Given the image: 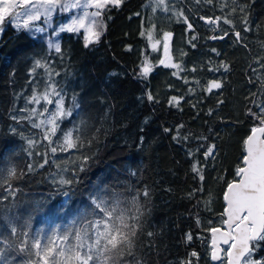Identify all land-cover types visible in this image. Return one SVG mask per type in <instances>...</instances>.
Listing matches in <instances>:
<instances>
[{"label": "trees", "instance_id": "16d2710c", "mask_svg": "<svg viewBox=\"0 0 264 264\" xmlns=\"http://www.w3.org/2000/svg\"><path fill=\"white\" fill-rule=\"evenodd\" d=\"M167 4L171 12L153 11L151 0H124L119 9L105 14L107 28L99 43L85 48L81 32H61L57 35L61 53L49 49L44 35L35 36L8 25L1 32L0 170L6 174L15 166L17 174L24 173L23 178L12 180V185L25 216L37 201L64 204L67 212L60 218L33 214L32 231L48 232L67 223L88 204L90 193L108 197L118 194L124 201L139 193L144 215L137 255L145 264H181L188 259L193 264H213L208 245L202 240L210 241L208 222L218 223L226 181L233 179L241 162L242 141L253 123L245 113L264 103V88L258 79L264 78V68L256 63L264 57V0H213L212 4L205 0H168ZM223 4L227 7L222 10ZM234 7L236 12L231 13ZM241 7L245 12L240 11ZM181 12L183 17L178 15ZM245 15L251 28L248 32L244 31ZM201 16H228L233 24L221 19L218 33L217 25L206 24ZM185 17L193 25L191 31L183 22ZM150 23L155 25L156 34H173L172 62L183 69L177 76L172 74L176 69L159 65L162 54L153 52L146 37L140 35ZM225 31L229 35L223 40L210 38ZM234 31L241 33L242 42H236ZM145 56L153 71L142 78L137 74ZM36 60L47 65L51 79L65 93L66 106L76 95L80 107L60 122L57 136L80 127L83 147L58 151L54 156L49 151V163L29 173L28 164L43 162L42 155L29 156V151L43 154L48 151V142L29 121L21 119L17 123L12 117L26 116L27 112L20 111L24 108L41 110V104L27 103L34 89L44 91L50 78L44 68L30 74ZM221 64H227L228 70L219 67ZM210 68L219 71H209ZM214 79L222 82V88L205 91ZM148 94L153 96L152 101ZM172 97L183 99L178 106H172ZM46 106L54 109V105ZM181 124L184 127L179 128L178 139H173ZM27 139L39 143L29 149ZM213 144L215 159H205L204 152ZM83 156L90 159L81 172ZM197 162L203 170V181L192 171ZM61 176L74 181L70 189L66 186L62 190L69 191L67 198L53 183ZM6 187H0V197L8 196ZM145 190L147 197L142 195ZM12 202L8 196L5 204ZM197 218L202 222L200 227ZM148 232L154 235L149 237ZM188 233L193 236L191 242L186 240ZM192 251L199 254L198 261L190 256Z\"/></svg>", "mask_w": 264, "mask_h": 264}, {"label": "snow or ice", "instance_id": "6c2138e0", "mask_svg": "<svg viewBox=\"0 0 264 264\" xmlns=\"http://www.w3.org/2000/svg\"><path fill=\"white\" fill-rule=\"evenodd\" d=\"M155 2L157 7L163 11L169 10L167 0H155ZM123 3L124 0H0V32L10 24L17 31L45 33L48 28L52 27L53 13L57 10L60 13H67L71 9H82L79 16H73L70 22L61 23L53 29L52 35H59L61 32L78 34L82 30L84 47L88 48L99 43L100 37L106 31L105 14L111 9H119ZM205 3L212 4L213 0H205ZM226 7L227 4L221 5L222 10ZM88 9L92 10L88 11ZM155 10L154 8L153 11ZM240 11L245 12V8L241 7ZM235 12L234 7L231 13ZM178 15L183 17L182 12ZM107 18L111 19V16ZM41 19L45 27L35 26L34 22ZM200 19L209 25H217L221 19L225 24L230 26L233 24L228 16L223 18L201 16ZM183 22L191 31L193 25L186 17ZM243 23L244 31H251L246 15ZM140 35L146 37L148 46L153 52H157V46L162 44L163 58L159 60V65L176 69L177 71L172 73L174 76L183 71L179 64L172 62L170 41L173 34L171 32H163L162 39H158L156 38V27L153 25L142 31ZM228 35L229 33L225 31L223 35H214L210 38L223 40ZM234 35L237 43L242 42L243 38L239 31H234ZM195 39L196 37L193 36L192 40ZM48 47L54 49L56 53H61L59 42L49 39ZM192 47H195V44H192ZM261 47H264V44ZM128 50L130 51L131 48L129 47ZM261 60H264V57L258 59L256 63H260L264 68ZM219 67H223L225 71L228 70L227 64H221ZM37 68L49 71L46 64L36 60L30 74L35 73ZM192 70L195 71L194 68ZM152 71L153 65L145 56L137 75L146 78ZM209 71H219V68H210ZM253 71L256 70L253 69ZM49 77V80L45 82L44 91L38 92L34 89L33 95L27 99L28 104H41V110L35 107L24 108L20 111L27 112L26 116L12 117L17 123L21 119L29 121L33 128L41 131L42 140L48 142V151L43 154L38 151H29V156H43L42 163L35 166L27 165L29 173L33 172L35 167L43 168L49 163V151L54 156L58 151L67 152L83 147L80 127L64 132L62 137L57 136L60 131V122L72 116L73 111L80 105L74 94L72 104L66 106L65 93L51 79L50 71ZM258 79H260L261 87L264 88V78ZM249 82L254 83L251 80ZM220 88H222V82L214 79L208 82L205 91L211 93L214 89ZM147 98L149 101L153 100L151 94H148ZM180 99L183 98L172 97L169 104L178 106ZM46 105H54V109L50 110ZM245 115L253 123L249 134L242 141L241 162L234 170L233 179L226 181L218 223L208 222L210 226L206 231L210 233V241L202 240L208 245V256L213 264H264V255H260L264 251V103L256 104L255 109L249 108ZM45 116L46 119H39ZM83 124L84 121H81V125ZM183 127V124L178 126L177 136L173 139H178L179 128ZM165 131L169 129L166 128ZM12 133L16 134V129H12ZM20 135L23 136L22 133ZM54 137L56 139H53ZM184 139L188 137L185 136ZM201 139H207V137H201ZM37 143L39 141L27 139L29 149L35 148ZM215 149L214 144L210 145L204 152L205 159H215ZM89 159L88 156L81 158L79 166L81 172L85 170ZM192 171L199 175L201 181L204 180L203 170L198 166V162L193 164ZM23 175V172L17 174L15 166L8 168L6 174L5 171L0 170V187L7 185L5 191L13 198L12 203L5 204L8 196L0 197V221H2L0 223V264H145L143 257L137 255V244L143 229L141 218L144 215L138 199L139 193L130 201L121 200L118 194L108 197L100 195L99 192L90 193L88 204L77 210L76 215L67 223L56 225L48 232L42 229L32 231L30 222L33 214L43 213L60 218L61 213L67 215V212L64 204L53 205L37 201L25 216L20 211L19 203L16 202V189L12 185V180L21 179ZM53 183L58 184L62 191L66 186L70 189L74 181L61 176ZM62 194L67 198L69 191H62ZM193 194H189L190 197ZM142 195L147 197L149 193L145 190ZM207 204L208 202H206V207ZM196 223L198 227L202 224L199 218ZM147 235L152 237L154 234L148 232ZM192 239V234L188 233L186 240L191 242ZM190 256L195 257L197 261L200 258L196 251H192ZM181 264H193V261L188 259L181 261Z\"/></svg>", "mask_w": 264, "mask_h": 264}, {"label": "rangeland", "instance_id": "374dc122", "mask_svg": "<svg viewBox=\"0 0 264 264\" xmlns=\"http://www.w3.org/2000/svg\"><path fill=\"white\" fill-rule=\"evenodd\" d=\"M167 3H168V0H167ZM151 4L153 6V8L157 9V10H162L160 7H157L156 5V2L155 0H151ZM167 7H168V11L167 12H171L172 11V7L171 5H168L167 4ZM92 9H88V11H91ZM83 10L82 9H71L69 12L67 13H60L59 10H57V12H54L53 13V22H52V27L51 28H48L47 31L45 33H35L33 31V34L35 36L37 35H44V38L46 39L47 43H48V40L51 39L52 41L54 42H59L58 41V38H57V35H52V31L53 29L57 28V26L61 23H67V22H70L71 18L73 16H79L81 14ZM166 12V11H164ZM35 26H38V27H45L44 23H43V19H41L40 21H35L34 22ZM154 24H151L149 25L148 28H151ZM10 27H12L10 24L8 25ZM13 28V27H12ZM15 29V28H13ZM16 30V29H15ZM157 32V31H156ZM165 32V31H163ZM163 32H159L156 34V38L158 39H162V36H163ZM1 34V32H0ZM81 34L83 35V31L81 30ZM158 51L162 54L163 56V46L162 44L161 45H158ZM151 48V47H150Z\"/></svg>", "mask_w": 264, "mask_h": 264}, {"label": "flooded vegetation", "instance_id": "af4514ba", "mask_svg": "<svg viewBox=\"0 0 264 264\" xmlns=\"http://www.w3.org/2000/svg\"><path fill=\"white\" fill-rule=\"evenodd\" d=\"M216 26V25H215ZM217 29L219 30L220 28H219V24H217ZM218 33H221V29H220V31H218ZM221 35V34H220Z\"/></svg>", "mask_w": 264, "mask_h": 264}]
</instances>
